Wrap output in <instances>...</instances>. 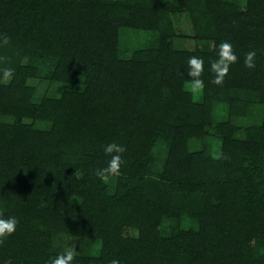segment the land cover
Wrapping results in <instances>:
<instances>
[{"label": "trees", "instance_id": "obj_1", "mask_svg": "<svg viewBox=\"0 0 264 264\" xmlns=\"http://www.w3.org/2000/svg\"><path fill=\"white\" fill-rule=\"evenodd\" d=\"M5 68L0 264H264V0H0Z\"/></svg>", "mask_w": 264, "mask_h": 264}, {"label": "clouds", "instance_id": "obj_2", "mask_svg": "<svg viewBox=\"0 0 264 264\" xmlns=\"http://www.w3.org/2000/svg\"><path fill=\"white\" fill-rule=\"evenodd\" d=\"M7 39V38H5ZM254 51H249L245 55L244 63L247 67H253ZM237 59L235 53L232 51V45L228 41H222L218 46L217 59L211 63V69L216 73L215 82L219 83L225 73L228 71L229 64ZM188 63L193 67L191 75H199L203 67V59L201 57L192 56L189 58ZM11 68H5L3 70V76L0 79L8 80L12 75ZM203 82L200 79H196L193 82V87H202ZM103 152L108 156L106 164L95 170V175L106 179L109 176L120 175V164L122 162L121 153L125 151V147L122 144L110 141L102 145ZM18 221L15 216H0V239L10 235L15 231ZM75 254V248L73 246L65 247V249L57 253L55 256L49 257L45 264H73V258ZM108 264H121L118 258L111 259Z\"/></svg>", "mask_w": 264, "mask_h": 264}, {"label": "rangeland", "instance_id": "obj_3", "mask_svg": "<svg viewBox=\"0 0 264 264\" xmlns=\"http://www.w3.org/2000/svg\"><path fill=\"white\" fill-rule=\"evenodd\" d=\"M179 25H180V27H181V29H182L183 31L188 32L189 29H190V23H189V21H188L186 18H182V22H180ZM127 35H128V37H127V39H126V42L124 41V39H123L122 36H121V45H122V47H124V45L132 44V42H133L134 44L138 43L137 45H140V44H142V42H145V40H144L142 37H141L140 39L135 40V39H134V36L132 35V33H129V34H127ZM132 40H134V41H132ZM124 43H125V44H124ZM185 46H186L187 48L192 49V48L194 47V43H193L192 40H188V41L185 42ZM195 93H197V92L195 91ZM194 96H195V97H198L197 94H195ZM131 234H135V232H134V231H131Z\"/></svg>", "mask_w": 264, "mask_h": 264}]
</instances>
